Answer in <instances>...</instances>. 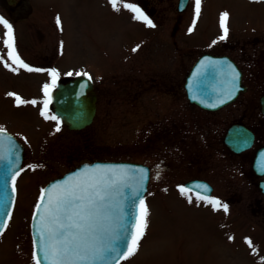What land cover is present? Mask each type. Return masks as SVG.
<instances>
[{
    "label": "rangeland",
    "instance_id": "obj_1",
    "mask_svg": "<svg viewBox=\"0 0 264 264\" xmlns=\"http://www.w3.org/2000/svg\"><path fill=\"white\" fill-rule=\"evenodd\" d=\"M30 3L32 11L25 19L6 20L13 27L20 59L42 71H12L10 68L16 66L10 61L8 68L0 62V128L15 132L27 144L28 153L38 158L46 156L67 164L71 153L95 152L105 159L121 157L150 163L161 171L146 194V234L136 254L122 264H264V195L252 172L251 157L231 155L226 149L224 154L218 153L216 149L223 139L216 137L218 130L214 133L212 123L195 152L193 147L191 154L185 151L183 143L168 144L159 150L153 140V123L148 124L167 104L165 93L170 89L161 80L169 83L170 79L163 76H175L178 70L171 45L174 32L177 31L179 42H189L192 48L222 42H227V46L264 43V0H201L199 17L195 14V0L183 14L177 11V0H118L120 11L113 9L110 0ZM124 3L143 9L155 27L134 19V14L123 8ZM224 13L228 14V34L221 39L224 33L220 20ZM0 16L6 17L1 8ZM5 40L6 29L0 25V56L7 60ZM49 66H56L59 75L88 72L96 83V75L112 74L103 77L106 86L99 92V113L90 127L75 133L60 129L52 135L54 123H41L32 106H17L14 96L40 99V86L51 84L53 69L49 70ZM243 67L246 81L250 82L255 67L249 62ZM260 68L264 70V61ZM126 76L133 83L137 76L148 83L138 96L135 93L141 85L139 89V83L130 84L127 90L133 95L128 101L124 99ZM260 87L264 88V81ZM250 101L258 105V96L242 95L233 104L208 115L211 119L221 115L223 121L227 120L224 133L228 123L237 120L257 130L259 140L264 142L260 112ZM49 140L52 147L48 151H33L34 147L42 151L43 143ZM200 144L205 149L200 150ZM141 145L143 150L139 149ZM44 176L47 175L43 171L20 175L16 204L8 229L0 239V264H8V258L14 264H22V258H11L18 255L26 256L24 264H34L29 223ZM195 177L213 184L211 198L226 204L227 212L222 208L214 210L204 202L198 204L194 198L188 203L179 188L174 189L176 184Z\"/></svg>",
    "mask_w": 264,
    "mask_h": 264
},
{
    "label": "snow or ice",
    "instance_id": "obj_2",
    "mask_svg": "<svg viewBox=\"0 0 264 264\" xmlns=\"http://www.w3.org/2000/svg\"><path fill=\"white\" fill-rule=\"evenodd\" d=\"M110 3L115 11H120L118 0H110ZM200 7L201 0H195L196 17H199ZM123 8L133 13L137 21L150 28L155 27L152 20L139 7L124 3ZM227 20L228 14H222L220 23L224 34L221 39H225L228 34ZM59 23L60 20L57 18V24ZM0 25L6 29L4 44L8 49L7 60L0 56V62L8 68L10 61L11 65L16 66L10 68L12 71L17 68H23L28 72L42 71L30 67L20 59L15 49L13 27L2 16H0ZM229 68L232 71V89L228 96L219 101L220 103L232 98L239 90V73L231 65ZM68 75L71 76L72 73ZM50 76L51 84H45L43 88L46 99L43 101L41 115L46 120L56 121L58 125L56 131L59 132L60 121L56 116L49 115V104L52 103V92L57 86L59 74L52 70ZM88 79L91 80V76H88ZM9 95L14 96L12 93ZM14 99L17 106L37 103L35 100L25 102L19 96H14ZM0 145L6 146L5 153L0 154V160L6 161L11 174V195L6 196L0 203V237H2L11 220V208L15 203L16 178L20 173L17 171L19 166V155L15 151L17 145L3 128H0ZM133 171L138 173L135 187L129 183L128 174ZM145 179L144 169L85 168L82 172L69 176L62 183H55L46 190L42 189L33 217L37 224L34 236L37 249L34 252L35 264H42V259L46 264H122L123 260L135 255L147 229L148 209L141 196ZM125 188L132 190L125 195ZM179 191L188 203H192L194 198L198 204L204 202L213 206L214 210L222 208L224 212L228 211L226 204L222 205L218 199L207 195L211 189L205 184L180 186ZM124 201H129L127 213L124 211ZM247 243L251 247V241Z\"/></svg>",
    "mask_w": 264,
    "mask_h": 264
},
{
    "label": "flooded vegetation",
    "instance_id": "obj_3",
    "mask_svg": "<svg viewBox=\"0 0 264 264\" xmlns=\"http://www.w3.org/2000/svg\"><path fill=\"white\" fill-rule=\"evenodd\" d=\"M0 8L3 9V11L9 16V18L12 21H19L21 19H25V17L29 16L31 13V5L29 0H0ZM175 37V33L173 35ZM174 39V38H173ZM172 49H173V58L175 65L178 66V70L175 73V76L173 75H164V78L170 79V82L161 80V83L165 86H167L170 90L165 93V95L168 96L167 104L164 106H161L160 113L154 114V118H150V123H153V140L156 142L157 149H162L165 146L172 145L174 146L177 143H183L185 151H188V153H192V147L194 150H197V145L199 144L198 141L200 138L204 137L206 135L205 130L211 123L214 125V133L217 132V138H223L224 133V122L221 115H214V117L211 119L208 115V113H216L204 110L200 108L199 106L193 105L188 99H187V91L185 88V84L187 81L188 74L192 68L193 62L202 54L205 52L221 56V55H229L233 60H235L240 66H243L245 62H249L252 65L253 70H251V74L253 75L251 80L254 81H262L264 79V72L261 71L260 65L264 61V43H245L242 44V46H239V44H230L227 46V43H216L214 45H211L210 47H197L192 48L189 44V42H179L176 40H173L172 43ZM245 45H252L251 48H248ZM254 46V47H253ZM260 46V47H259ZM194 56V57H193ZM194 59V60H193ZM180 68V69H179ZM176 70V67H175ZM246 70V69H245ZM264 71V70H263ZM246 72V71H245ZM244 72V77L246 73ZM254 73V74H253ZM112 75V74H111ZM117 76V74H114ZM110 76V75H108ZM162 77V78H163ZM135 81L133 83L132 79H130L128 76L124 77L123 80V86L126 95L124 96L125 101H128V98L133 95L131 91L127 90L130 84H138V88L141 89L135 93L136 96L139 95V93L143 90V85H147V82H144V80H141L140 77L134 78ZM159 84L160 86H163L162 84ZM106 84H95V90L98 95V103H97V115L99 113V92L101 88L105 87ZM249 89L247 92H245L243 95L246 97H256L258 96V105H255V102L250 101V105L257 109L258 112L261 113V106L259 105V97L262 94V90L260 88H254V85L248 84ZM28 105V104H27ZM263 114V113H262ZM96 115V117H97ZM95 117V119H96ZM260 122L264 123V115L259 116ZM237 121V120H236ZM235 122V121H233ZM231 122L232 124H234ZM228 123V122H227ZM228 123V126L231 124ZM238 123V122H237ZM231 124V125H232ZM144 123L141 124V127H143ZM230 125V126H231ZM255 134V141L253 146L236 155V153L231 150L229 147H226L222 142L219 143L218 148L216 151L218 153L224 154L223 150L226 149L227 153L235 156H246V157H254L257 150L264 146V142L259 140L258 131L253 130ZM141 134V133H140ZM222 144V145H221ZM199 146V145H198ZM201 149H205L202 144H200ZM52 147V144L46 143L44 145V150L48 151L49 148ZM139 149L143 150L144 145H141ZM203 151H201V154L199 156H202ZM76 156L81 157L85 156L86 159H99L96 157V153H86V154H76L71 153L70 158L76 159ZM66 162L67 165L70 163ZM44 164L47 166V171L53 173L55 176L59 175V172L62 170L61 165L64 166V163H61V161H55L53 159H48L46 156L44 158ZM162 174H160L161 176ZM29 254V252H28ZM23 255V254H22ZM12 259H19L22 258V264H24L27 260L26 256H17V257H11ZM30 258V257H29ZM8 264H14L10 258H8Z\"/></svg>",
    "mask_w": 264,
    "mask_h": 264
},
{
    "label": "water",
    "instance_id": "obj_4",
    "mask_svg": "<svg viewBox=\"0 0 264 264\" xmlns=\"http://www.w3.org/2000/svg\"><path fill=\"white\" fill-rule=\"evenodd\" d=\"M188 2L189 0H180L178 6L179 11H183L186 8ZM229 65H231L235 69V71L239 73V90L235 92V95L232 98L227 99L226 102L220 103L219 101L228 96V93L232 89V71L229 68ZM192 74L193 76L191 78H194V80L192 81V84L190 86L191 90L189 97L192 102H196L207 109H217L221 106H224L225 104L234 100L240 90L247 89L241 84L242 73L240 69L228 57H213L209 54H205L196 62ZM261 101L264 112V96L261 98ZM53 107L55 109V112L70 128L81 129L90 124L96 111V93L90 80L86 77H76L75 79H72L67 83L60 84L53 95ZM8 135L17 145V149L15 151L18 152L19 155V166L17 168L18 171L22 163V146L12 135ZM253 140V133L244 126L232 127L225 138L226 143L236 152H241L251 147V145L253 144ZM5 151L6 146L0 145V154H4ZM14 158L15 156L13 155V159ZM253 166L259 174L264 175V150H261L257 154ZM85 168H128L146 170L144 191H142L141 193V196L145 202V193L150 176L149 168L142 164L130 162H96L93 164H85L67 173L65 176L51 182L45 188V190L49 189L55 183H62L69 176L82 172ZM128 175L130 177L129 183H131L133 187H135L137 184L136 178L138 177V173L133 171L129 172ZM197 183L207 185L211 189V191L207 193V195L211 194L212 187L203 180H192L187 182L185 186H192ZM6 184L7 189H5ZM260 187L264 192V180L260 182ZM131 190V188H125V195L129 194ZM8 195H11V174L8 171V165L6 161L0 160V203H2ZM128 205L129 201H124L125 213L129 211ZM12 209L13 207L11 208V212ZM36 228L37 224L32 218L33 240ZM34 246L36 252L37 249L35 243ZM42 264H46L43 259Z\"/></svg>",
    "mask_w": 264,
    "mask_h": 264
}]
</instances>
